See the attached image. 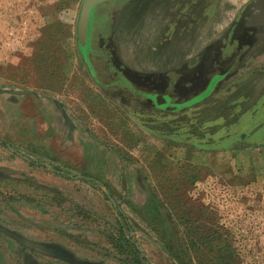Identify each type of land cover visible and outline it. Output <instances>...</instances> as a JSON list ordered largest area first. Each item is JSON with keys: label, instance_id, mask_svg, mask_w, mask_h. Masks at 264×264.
<instances>
[{"label": "rangeland", "instance_id": "374dc122", "mask_svg": "<svg viewBox=\"0 0 264 264\" xmlns=\"http://www.w3.org/2000/svg\"><path fill=\"white\" fill-rule=\"evenodd\" d=\"M83 1L0 0V264H264V0Z\"/></svg>", "mask_w": 264, "mask_h": 264}, {"label": "water", "instance_id": "95a60500", "mask_svg": "<svg viewBox=\"0 0 264 264\" xmlns=\"http://www.w3.org/2000/svg\"><path fill=\"white\" fill-rule=\"evenodd\" d=\"M127 0H84L81 6L80 17L78 22V38H79V45L81 50L86 52L90 48L91 43V36H92V26L94 23V19L100 22L104 19L103 9L110 5H118L117 11L114 13V17L116 14L121 11L122 6L126 3ZM112 16V15H111ZM110 16V17H111ZM112 18V17H111ZM217 83L212 82V84L204 91L202 95L199 97L190 100L188 102L182 104H176L174 107L177 109H184L190 107L205 98H207L216 88ZM151 99L157 103L158 106H167L172 105L166 97L159 95L158 97L152 96Z\"/></svg>", "mask_w": 264, "mask_h": 264}, {"label": "flooded vegetation", "instance_id": "af4514ba", "mask_svg": "<svg viewBox=\"0 0 264 264\" xmlns=\"http://www.w3.org/2000/svg\"><path fill=\"white\" fill-rule=\"evenodd\" d=\"M99 23H100V20L99 21H97V19H94V23H93V26H92V36H91V43H90V48L86 51V52H84L83 50H81L82 51V54H83V56H84V58L88 61V57L91 55V46H92V43H93V33H94V30L96 29V27H98L99 28ZM115 53L117 54V51H115ZM104 59H106V58H102V57H99V60H98V62L100 63V64H98L100 67H101V72L103 73L104 71H106L107 70V68L104 66ZM192 62H193V69H194V67L195 66H199L200 64H201V60H196V62H194V61H191L190 62V64H192ZM195 63V64H194ZM121 64V63H120ZM122 65V64H121ZM121 70V68L120 67H116L115 66V69L112 71L113 73H112V78H115V77H117L120 73H119V71ZM184 70H186V69H184ZM107 72V71H106ZM105 72V73H106ZM111 72V71H110ZM109 72H107V74H108ZM224 76H217V77H214L213 79H211V81H210V83H209V85H208V87L212 84V82H215V83H217L218 84V82L223 78ZM131 79L134 81V83H138V81H141V82H145L146 80H144V79H142V78H140V77H137V76H131ZM173 79H175V82H172L171 81V83H170V88H171V93H161V92H157V91H152V92H149V91H145L144 93H142V95L148 100V101H150V102H148L149 103V105L152 107V109H154V110H159V111H167V110H169V109H172V108H176V107H174L176 104H182V103H177L176 101H177V98L179 99L181 96H180V93H179V90H180V86L182 85V84H185L187 81L188 82H191L193 85H196V84H199V83H201V81H197L198 80V78H196L195 80H187V72L185 71V72H183V73H181V76L178 78H176V77H173ZM181 82H183V83H181ZM134 85V84H133ZM136 85V84H135ZM146 85V84H145ZM137 86V85H136ZM152 86H162V84L161 83H156V84H154V83H152ZM208 87L206 88V89H208ZM205 89V90H206ZM204 90V91H205ZM204 91L202 92V93H200L199 95H197V96H195V97H193V99H195V98H197V97H199L200 95H202L203 93H204ZM136 92H138V91H136ZM139 93V92H138ZM159 95H161V96H164V97H166L167 98V100H169L170 101V103H172V105L173 106H171V105H167V106H164V105H162V106H158L157 105V103L154 101V99H151V97L152 96H156V97H158ZM175 97H176V99H175ZM193 99H191V100H193ZM190 101V100H189ZM188 102V101H187ZM178 110H180L179 108H178Z\"/></svg>", "mask_w": 264, "mask_h": 264}, {"label": "crops", "instance_id": "0c3cea01", "mask_svg": "<svg viewBox=\"0 0 264 264\" xmlns=\"http://www.w3.org/2000/svg\"><path fill=\"white\" fill-rule=\"evenodd\" d=\"M137 0H133L131 3H134ZM162 4L165 13V18H163V26L165 32H173L176 34V22L178 21H191L192 18L188 14L182 13L181 17H176V0H157ZM177 18V19H176ZM189 18V19H188Z\"/></svg>", "mask_w": 264, "mask_h": 264}, {"label": "trees", "instance_id": "16d2710c", "mask_svg": "<svg viewBox=\"0 0 264 264\" xmlns=\"http://www.w3.org/2000/svg\"><path fill=\"white\" fill-rule=\"evenodd\" d=\"M127 222V220H126ZM198 242L200 241L199 238L197 239ZM184 252L182 251V249L179 247V248H176V261L179 263V264H185L184 263Z\"/></svg>", "mask_w": 264, "mask_h": 264}]
</instances>
